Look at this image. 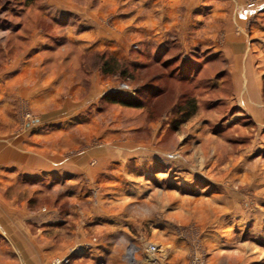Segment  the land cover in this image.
<instances>
[{"label": "rangeland", "instance_id": "obj_1", "mask_svg": "<svg viewBox=\"0 0 264 264\" xmlns=\"http://www.w3.org/2000/svg\"><path fill=\"white\" fill-rule=\"evenodd\" d=\"M140 3L0 0V143L90 167L83 179L3 176L0 197L20 216L0 233V264H264V10L235 28L252 37L260 86L248 94L224 20L202 11L151 32ZM112 59L127 72L106 73ZM119 93L142 107L106 99Z\"/></svg>", "mask_w": 264, "mask_h": 264}, {"label": "crops", "instance_id": "obj_2", "mask_svg": "<svg viewBox=\"0 0 264 264\" xmlns=\"http://www.w3.org/2000/svg\"><path fill=\"white\" fill-rule=\"evenodd\" d=\"M247 1L248 0H142L143 3H140L142 8L140 7L141 9L139 11L140 14L143 15L142 25L150 27L149 31H154L153 29H156L157 26H160L163 20L165 27L172 28L173 25H176L175 21L177 20L178 16L180 19L182 18L183 20H185V23L191 19V21H194V24L196 25L195 21H198L200 23V20L203 19L202 17H204L203 15H205V21L208 20V25H212L214 27L218 25L217 23H220L224 20V23L221 25L223 26L222 32L225 36V42L228 48V53L226 55L228 56V58H230L231 60L233 59L234 61H246L244 66H241L239 63H236L234 65L236 74L241 76L242 71H245V74H247V78L245 79V91H247V93L249 94L250 92L253 93L255 91H258V88L260 86V82L256 77V71L252 66V60H250V58L252 59V57H249V55L252 53H250L251 51L246 53L247 44L245 42H249L252 37H249L245 34L237 35L235 32V28H245L247 21L250 20L253 13L256 12L257 9L261 8L262 10H264V0H261L258 3L257 8H248ZM142 10L145 12L142 13ZM202 11H205L206 13L201 15L200 13ZM257 24H255L254 27L252 26L254 31L259 26ZM216 30L210 33L211 38H207V40H205V43H203L205 46L211 45L212 43H215L217 40H219V38H217L219 29L218 32H216ZM204 31L205 33L208 32V30L206 29ZM41 42H43V40ZM240 48L242 50H240ZM213 49L217 52H221L220 45L213 46ZM242 52L245 55H243ZM38 54V52L34 53V57L35 55L37 57ZM23 56L24 55L22 54L21 57ZM240 89L242 90V92H244L243 88H239V90ZM39 90H37L36 92L37 95L39 94ZM40 92L42 93L40 98L46 99L47 95H49L43 93V90H40ZM244 94L248 96L246 92ZM36 98H38V96ZM247 98L250 101L249 97ZM248 104L249 106L252 105L251 102H248ZM40 123L41 120L37 118L36 124L38 125ZM62 155V150H22L21 148L17 147H6L3 143H0V181L4 176L5 181L7 180L11 183L13 181L12 176L16 178L22 174L36 175L39 172L42 174L52 173V175H61L62 172H65L67 174H78L77 176L82 178L81 176H85V172L83 171L85 169L88 171L90 170L88 164H78L77 157L63 158ZM80 155L86 156V151H82ZM6 176L10 178H7ZM77 182L80 183V181ZM15 203L16 200L14 198H5L3 201V199L0 197V204H3V206H0L1 234H11L13 232V223H10V221L8 222L7 220L12 219L13 217L17 218L18 216H20L16 213L17 210L14 206ZM58 215L59 214L57 212H53L50 213L48 217H52V219L57 220L58 218L60 219ZM83 215H85V213ZM22 217L23 216H21L20 219H22ZM82 218L87 219L86 216H83ZM82 226L84 225L81 224L79 225L80 228L78 227L82 232L79 240L81 242H86L88 239L86 233L84 232L85 227ZM54 249L56 250L55 252H58L62 250L67 251L69 248L67 249L64 246L63 248L58 246Z\"/></svg>", "mask_w": 264, "mask_h": 264}, {"label": "trees", "instance_id": "obj_3", "mask_svg": "<svg viewBox=\"0 0 264 264\" xmlns=\"http://www.w3.org/2000/svg\"><path fill=\"white\" fill-rule=\"evenodd\" d=\"M112 61L114 64H111L110 60H107L106 62H104L103 69L105 70L106 73H108V74H113V73L125 74L127 72L126 66L122 65L117 60L112 59ZM106 99H109V101L112 103L124 105L126 107H131V108H141L142 107L141 102L135 101V100L130 99V98H125L121 93L112 94L110 96L107 95Z\"/></svg>", "mask_w": 264, "mask_h": 264}, {"label": "built area", "instance_id": "obj_4", "mask_svg": "<svg viewBox=\"0 0 264 264\" xmlns=\"http://www.w3.org/2000/svg\"><path fill=\"white\" fill-rule=\"evenodd\" d=\"M148 250L149 251H155L156 250V246L155 245H150L148 247ZM70 261V259L68 257L66 258H58L56 261H55V264H64V263H68Z\"/></svg>", "mask_w": 264, "mask_h": 264}, {"label": "bare ground", "instance_id": "obj_5", "mask_svg": "<svg viewBox=\"0 0 264 264\" xmlns=\"http://www.w3.org/2000/svg\"><path fill=\"white\" fill-rule=\"evenodd\" d=\"M130 255H131V253H130Z\"/></svg>", "mask_w": 264, "mask_h": 264}]
</instances>
